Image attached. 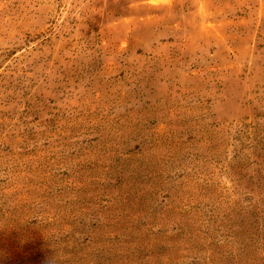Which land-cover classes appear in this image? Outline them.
Here are the masks:
<instances>
[{"label": "rangeland", "instance_id": "1", "mask_svg": "<svg viewBox=\"0 0 264 264\" xmlns=\"http://www.w3.org/2000/svg\"><path fill=\"white\" fill-rule=\"evenodd\" d=\"M0 264H264V0H0Z\"/></svg>", "mask_w": 264, "mask_h": 264}]
</instances>
